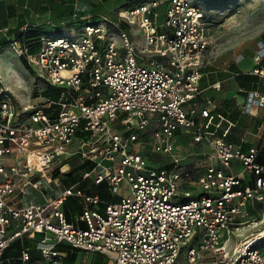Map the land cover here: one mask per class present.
Wrapping results in <instances>:
<instances>
[{
	"label": "built area",
	"instance_id": "built-area-1",
	"mask_svg": "<svg viewBox=\"0 0 264 264\" xmlns=\"http://www.w3.org/2000/svg\"><path fill=\"white\" fill-rule=\"evenodd\" d=\"M134 1L117 19L94 21L74 0L72 25L61 26L69 32L42 34L35 53L25 39L41 26L0 28L15 56L55 91L44 104L23 106L0 88V259L31 240L38 256L24 247L19 264H66L61 245L107 264H264V121L238 145L219 136L226 118L214 122L213 93L223 82L202 85L212 46L202 11L192 0ZM123 23L141 30L143 41ZM248 60L255 66L245 70ZM263 62L258 42L252 57L239 56L236 72L227 71L258 78L257 87L238 89L242 115L257 116L249 99L264 109ZM182 139L202 167L184 164ZM149 153L172 167L148 169ZM72 170L75 183L61 187ZM98 186L108 198L88 192ZM70 199L82 205L71 221Z\"/></svg>",
	"mask_w": 264,
	"mask_h": 264
},
{
	"label": "rangeland",
	"instance_id": "rangeland-1",
	"mask_svg": "<svg viewBox=\"0 0 264 264\" xmlns=\"http://www.w3.org/2000/svg\"><path fill=\"white\" fill-rule=\"evenodd\" d=\"M192 1L194 6L198 7L202 11L206 32L212 40V46L207 52L205 59L206 62H209V65L207 66L208 69L205 70L203 79V87H206L213 85L215 82H219L224 77V74L228 77L229 73H227V71L231 70V67L233 68L235 66L234 64L239 59V56L244 54L246 49L252 50L257 47L258 42L264 43V0ZM127 2L128 0H95L92 4H90L89 11L99 15V17L92 15L93 19H96V21L100 20L101 15L114 20L118 18V13L120 11L130 9L132 6L131 3L136 1L129 0V4L125 6ZM164 19L165 18L163 17V20L161 21H164ZM67 25L71 26L72 24L69 23ZM69 26L62 27L61 32H66V29L68 28L66 32L68 33ZM120 29H124L130 33L135 40H137V42L143 41L144 33L137 27H128L125 23H123ZM242 66L245 70H250L255 65L253 60H249L242 64ZM0 88L11 90L23 106H38L40 104H44V99H49L46 97L47 93L55 97V91L52 87H49L44 79L40 77L38 71L30 68V66L25 63L24 59L15 56L4 38L1 36ZM231 88L232 85L230 86V83L227 82L226 84H223V93H217L219 94V97H214L215 95L213 94L217 103L222 102V100L227 97L225 93H228L229 99H233L234 97L242 99L236 91L229 92ZM255 113H257V110L252 108L251 114ZM248 140L254 144H258L259 142L258 139L252 136L249 137ZM194 147L191 143H188L185 140L183 145H179L178 154L182 158H185L184 164L189 167L197 166L198 164L202 167L204 163L203 161H199L198 157H189V153ZM148 159L151 164L148 169L156 170L159 169L158 167L169 169L172 167L171 164L159 166L160 164L169 161V159L164 155L150 154ZM153 162L156 165H154ZM76 171L77 170H72L68 174L59 178L61 187L75 183ZM53 176L58 179L59 172H54ZM42 201V198L38 199V203ZM26 244L35 249L37 241H27ZM12 247H18L20 249L21 244L20 242H16L12 245ZM83 255L84 256L81 258H77V264H100L101 261H103V264L108 263L105 258L98 255L91 256L85 253H83Z\"/></svg>",
	"mask_w": 264,
	"mask_h": 264
},
{
	"label": "trees",
	"instance_id": "trees-1",
	"mask_svg": "<svg viewBox=\"0 0 264 264\" xmlns=\"http://www.w3.org/2000/svg\"><path fill=\"white\" fill-rule=\"evenodd\" d=\"M103 1H108V0H103ZM88 15H93V14H86V13L83 14V16H88ZM79 23H81L79 25H83L82 22ZM47 27L48 26L46 25L45 27H40V28L32 27L30 29L25 39V44L30 49L31 53H35L38 51L40 46V38L42 34L61 33V28H62L61 26H57L55 28H51V27L47 28ZM10 31L15 32L16 30L15 31L10 30ZM4 40L6 41L7 44L9 43L6 38H4ZM23 59L25 60V58ZM231 71L236 72L237 69L235 67L233 68L231 67ZM257 81L258 78L254 76L253 77L240 76L237 78V83L239 87L242 89H251L252 87L253 88L257 87L258 86ZM203 84H204V80L202 81V85ZM46 97L53 98L54 96H51L49 93H47ZM218 115L226 118V121L220 122V128L217 130V134L225 138L227 141L236 145L240 144V140L243 138L245 132L248 129H251L255 126V120L253 118L241 114V111L237 107V101L235 99H226L220 102L219 106L213 113V120L216 124L219 122ZM211 131H214V127L211 128ZM88 192H91L93 194H99L104 198L108 196L104 186L93 187V189H91ZM64 211L66 213L68 220L71 221L72 217L75 214H78L82 211V205L79 204L78 200L70 199L65 203ZM27 241L31 242V240H27ZM27 241H25L24 244L20 242L21 244L20 249L18 247L11 246L8 250H6L2 258L0 259V264H19L20 251L24 247L29 248L33 256L35 257L38 256V252L36 250L37 245L35 249H33L32 247L26 244ZM59 250L62 253L66 254V258H65L66 264L76 263L78 252L64 245L59 246ZM100 264H103V261H101Z\"/></svg>",
	"mask_w": 264,
	"mask_h": 264
},
{
	"label": "crops",
	"instance_id": "crops-1",
	"mask_svg": "<svg viewBox=\"0 0 264 264\" xmlns=\"http://www.w3.org/2000/svg\"><path fill=\"white\" fill-rule=\"evenodd\" d=\"M93 1L95 0H80V16H83L84 13L98 15L89 11V6L93 3ZM73 4L74 0H0V28H9L10 30L15 31L26 24L38 25L41 27H45L49 22L58 26L69 24L72 15ZM255 49H252L251 51L253 52ZM234 67L238 70L237 66ZM225 75L226 74H224V77L220 81H222L223 84L229 82L230 86L232 85V88L229 90V92L236 91L238 93V89L240 87L237 83V79L231 78L230 76L226 77ZM213 94L219 97V94L216 92ZM225 95H227L225 99H229L228 93H225ZM233 99H236L237 102H241L243 98L239 99V97H234ZM247 101L248 110L251 112V109L255 108L257 110L255 115L257 116H246L253 118L255 120V124L257 122H263L264 109H258L256 105L257 103L254 100L249 99ZM32 195L33 192L31 191L28 197L21 198L20 205L26 204ZM83 256V253H79L77 258L79 259ZM75 264H77V262Z\"/></svg>",
	"mask_w": 264,
	"mask_h": 264
},
{
	"label": "water",
	"instance_id": "water-1",
	"mask_svg": "<svg viewBox=\"0 0 264 264\" xmlns=\"http://www.w3.org/2000/svg\"><path fill=\"white\" fill-rule=\"evenodd\" d=\"M245 53H247L249 56H253V52L250 49H246Z\"/></svg>",
	"mask_w": 264,
	"mask_h": 264
}]
</instances>
